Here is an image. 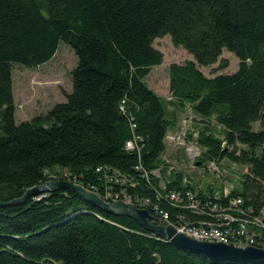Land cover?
I'll return each instance as SVG.
<instances>
[{"label": "trees", "instance_id": "16d2710c", "mask_svg": "<svg viewBox=\"0 0 264 264\" xmlns=\"http://www.w3.org/2000/svg\"><path fill=\"white\" fill-rule=\"evenodd\" d=\"M164 36L190 56L167 66V90L206 121L195 138L199 166L243 168L231 195L264 209V0H0V204L51 175L101 188L96 168L138 180V163L144 170L163 165L170 120L144 79L161 64L152 42ZM61 42L76 57L70 92L16 124L12 67L48 62ZM223 50L238 61L236 71L203 76L199 68L214 65ZM211 118L219 138L207 129ZM129 124L141 138L138 157L123 149ZM170 177L168 188H187L180 173ZM138 181L133 193L152 200V187ZM37 199L0 207V264H237L174 247L71 192Z\"/></svg>", "mask_w": 264, "mask_h": 264}, {"label": "built area", "instance_id": "2783aa9c", "mask_svg": "<svg viewBox=\"0 0 264 264\" xmlns=\"http://www.w3.org/2000/svg\"><path fill=\"white\" fill-rule=\"evenodd\" d=\"M118 109L122 111L121 107ZM129 129L131 136L124 142L123 149L129 153H136L138 157L142 148L141 138L133 133V124H129ZM169 139L165 133L163 142L167 143ZM174 141L177 146L183 145L180 136H177ZM184 150L188 154V159L195 165L200 150L193 144L188 145ZM161 159H164L163 156ZM168 163L164 160V166L150 170H144L140 163L133 167L138 180L152 187V200L133 193L139 184L137 179L121 175L111 168L103 167L94 170L95 173L100 174L101 188L93 185L82 188L106 202L121 203L132 208L146 210L155 220L154 224L162 227L169 226L176 233L197 241L232 244L236 247L264 248V209L255 211L249 206H244L239 196L231 195L233 188L227 184L226 180L222 181V186L216 189L211 186L213 185L211 181H207L204 186H196L181 178L180 182L184 183L187 188H168L173 180L170 177L173 168ZM206 169L215 174L213 175L215 179L222 178L220 176L222 173H219L213 162H209ZM44 174L47 175L46 172ZM222 176L225 177V174ZM49 180L74 183V179L70 180L65 173L48 176L47 181ZM151 183L156 185V189L151 186ZM161 203L174 210L175 214L169 215L160 207Z\"/></svg>", "mask_w": 264, "mask_h": 264}, {"label": "rangeland", "instance_id": "374dc122", "mask_svg": "<svg viewBox=\"0 0 264 264\" xmlns=\"http://www.w3.org/2000/svg\"><path fill=\"white\" fill-rule=\"evenodd\" d=\"M152 47L161 53L162 61L160 65L150 69L144 83L162 100L167 113L166 116L170 120L169 128L166 131V135L170 139L167 140V143L166 141L163 142L162 156L164 159L161 161L167 160L169 162L168 165L173 168L171 175L180 173L183 179L196 186H204L207 181H211L213 184L211 186L217 189L222 186L221 182L226 180L233 189L237 188L238 175L245 172L243 168L226 161L213 162L219 173L225 174V177L220 174L222 178L217 180L213 177L215 174L206 169L209 162L202 163V166L199 164L195 166L188 159V154L184 150L185 147L192 144L198 148L195 138L200 130V124L190 121V118L195 116L191 106L187 104L177 105L170 99L167 90V66L172 63L181 64L190 60V56L180 48H174L168 36L154 39ZM219 61L225 63L223 69H218ZM75 65L76 57L72 50L61 42L48 62L30 69L13 66L11 82L15 123L30 120L34 116L46 113L54 104L64 102L63 94L70 92L69 73ZM237 65L238 61L235 57L223 50L214 65L206 68L200 67L199 71L205 77H212L216 74H231L236 71ZM207 127L216 137H220V129L215 125L212 118ZM251 128L254 131L257 130L258 123H253ZM177 136L181 137L183 145H176L174 140ZM197 159L196 162H199Z\"/></svg>", "mask_w": 264, "mask_h": 264}, {"label": "water", "instance_id": "95a60500", "mask_svg": "<svg viewBox=\"0 0 264 264\" xmlns=\"http://www.w3.org/2000/svg\"><path fill=\"white\" fill-rule=\"evenodd\" d=\"M190 121L196 124H205L206 121L191 117ZM198 162L195 166H198ZM56 191H67L76 194L83 201L96 209L118 217H127L134 221L144 231L152 234L163 242L174 247L194 251L204 256L210 262H231L237 264H264V248H254L251 246L236 247L232 244H222L217 242H203L191 239L183 234L176 233L169 226L162 227L154 224L155 221L146 210L132 208L121 203L106 202L96 195L86 191L82 187L67 181L49 180L40 185H35L24 190L22 195L0 207L9 205L24 204L29 199H35Z\"/></svg>", "mask_w": 264, "mask_h": 264}]
</instances>
